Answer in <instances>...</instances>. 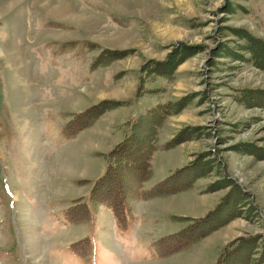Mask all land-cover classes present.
Masks as SVG:
<instances>
[{"label":"rangeland","instance_id":"1","mask_svg":"<svg viewBox=\"0 0 264 264\" xmlns=\"http://www.w3.org/2000/svg\"><path fill=\"white\" fill-rule=\"evenodd\" d=\"M37 1L0 0V264H75L66 260L65 244L83 237L77 238L78 230L87 219L68 221L62 209L86 193L93 180L78 184L77 179L86 178V170L98 164L96 155L104 157L121 140L129 121L152 105L150 100L186 94L190 101L169 114L158 132L162 140L181 127H193L188 138L172 146L181 145L173 150V162L162 178L198 157L209 160L202 166L209 170L184 189L201 195L195 196L197 207L186 200L174 207L179 212L173 215L195 217L213 208L229 186L206 188L225 175L248 192L238 199L243 215H248L249 203L257 207L250 218L236 215L191 243L192 252L200 254L189 261L213 264L225 242L264 230V156L236 149L241 141L264 148V107L240 103L232 95L235 87H264V68L239 46L246 40L232 30L244 27L264 38V0H45L48 7ZM62 3L69 10L59 16L55 8ZM176 43L201 48L176 65L172 79L148 76L145 85L157 89L145 92L150 93L145 99L144 94L136 96L143 63L164 59ZM102 47L128 52L91 69ZM236 50L247 58L233 54ZM102 98L131 103L100 114L107 112L98 129L90 125L65 139L61 128L70 112ZM114 120L117 130L110 133L107 125ZM98 148L104 151L95 153ZM174 220L175 230L167 233L191 221ZM207 238L214 240L206 245ZM199 243L204 244L201 249ZM90 253L81 257L87 260ZM190 255L180 252L148 264H183L181 259Z\"/></svg>","mask_w":264,"mask_h":264},{"label":"trees","instance_id":"2","mask_svg":"<svg viewBox=\"0 0 264 264\" xmlns=\"http://www.w3.org/2000/svg\"><path fill=\"white\" fill-rule=\"evenodd\" d=\"M233 32L246 40L239 43L243 49L252 53L257 66L264 68V38L255 35L244 27H232ZM89 46L96 43L85 41ZM175 46L167 53L162 60L148 58L140 68L139 83L136 88V96L145 92L153 91L157 87L145 85L150 75H160L172 79L174 69L186 56L193 54L200 46ZM182 48H185L184 50ZM125 48L102 47L93 58L91 69L98 67L112 60L125 55ZM242 59L246 55L240 51L232 52ZM235 100L243 104H256L264 107V87H235L232 93ZM190 101L188 94L174 100L158 101L145 108V111L133 117L129 123L130 128L124 133L121 140L104 153L105 166L103 171L91 181L87 199L77 196L71 199V203L62 209L64 219L78 221L91 217V205H104L110 208L119 229H127L134 220L132 200L147 199L154 196L167 195L172 192H179L191 186L194 178L208 172L202 166L208 164L209 160L198 157L193 162L177 168L158 182L149 187L143 183L152 174V155L157 148L156 141L162 122L172 113H177ZM131 99L102 98L92 102L84 108L70 112V117L63 124L61 131L65 139L73 137L80 129L94 123L100 114L119 105L130 104ZM193 127L189 125L181 127L170 138L162 144L163 148H170L180 141L188 138V132ZM236 149L243 152L253 153L256 157L264 156V148L255 143L248 144L246 141L239 142ZM210 168V167H209ZM87 178L77 179V183L84 182ZM229 186L227 192L215 206L202 215L185 217L184 215H170L172 219L190 218L184 227L175 232L166 233L154 239L149 247L151 258H161L172 254L175 251L187 248L191 243L199 240L206 233L218 228L228 222L234 216H245L239 206L238 199L244 191L234 178L225 175L211 182L206 190H215L219 187ZM244 197V196H243ZM244 204V203H243ZM245 205V204H244ZM253 208V209H252ZM257 208L249 203L245 208L249 213L246 218L255 214ZM87 245V248H83ZM69 249L78 255L85 256L92 247V242L87 236L71 242ZM213 264H264V230L261 232H248L239 234L233 239L224 243Z\"/></svg>","mask_w":264,"mask_h":264},{"label":"crops","instance_id":"3","mask_svg":"<svg viewBox=\"0 0 264 264\" xmlns=\"http://www.w3.org/2000/svg\"><path fill=\"white\" fill-rule=\"evenodd\" d=\"M149 95L150 93L144 94L143 99H145ZM155 101L156 100L152 99L148 104H154ZM147 102L141 103L140 105L146 106L145 103ZM106 113L100 116L91 125L93 129L99 128V122L105 116ZM117 123L118 122L114 120L107 125L109 126L108 130L110 133H113V131L117 130L116 129ZM90 127H89L90 134L92 133L96 135V133L92 131L93 129H90ZM159 133H161V127L159 129ZM172 134L173 132L166 135V137L162 140L160 139V135L158 134V139L156 142L157 148L154 150L151 160L153 172L151 177L147 181H144L143 183L144 187L151 186L153 183L161 179L162 176L168 172V171L165 172L164 170L168 169L171 166L169 164L173 162V158H172L173 150H176L181 146V145H177L172 148L162 147V142H164V140L169 138ZM119 138L116 141H118ZM102 151H104L103 148H98V150L95 151V153H99ZM96 158H98V164L95 163L86 170V171H90V173L84 174L86 178L94 179L103 171L105 166L104 157L101 155H96ZM101 159H103L104 162L103 168L100 165ZM158 159H160V161H158ZM165 166H167V168ZM80 186H83V184ZM90 186L91 183L85 189V191L88 192ZM193 192L194 191L192 189H188L165 196H156L148 199L132 200V206L135 217L132 224L125 230H121L118 228L115 217L110 208L105 206L107 209L103 211L97 210V208H95L94 211H91V217L83 221L82 222L83 224L82 223L80 224L79 227L80 230H78V232L81 233L77 237L79 238L81 236H86V235L90 237V240L93 244L89 258L87 260H84L80 255L71 252L68 249L67 246L68 243H67L65 244L66 260L71 261L73 263L75 261L76 262L75 264H148V262L158 263L163 260H166L164 259L165 257L156 258V259L150 258L148 256L149 255L148 247L150 243L158 236L165 234L168 231L175 230L173 229L174 228L173 226H175L177 222L176 220L172 219L170 215L175 212H179L178 209L174 208L176 205H186L185 204L186 200H189L187 202H191V200L194 201L196 199L195 198L196 195H198L197 197L201 196L195 193H194L195 195H193ZM86 193H83L81 195H86ZM181 200H184V203ZM194 202L192 204L193 205L195 204L194 206L197 207L199 201L197 202L194 201ZM162 203L167 204L168 208H170L171 206L172 207L171 210L162 209L161 207ZM224 230H227L226 227ZM217 233L218 235L219 233L221 235V231ZM69 240L65 241V243L68 242ZM211 241L209 240V238H207L206 245H208ZM203 245L199 243L197 246H199L201 249ZM193 246L195 247V245ZM193 246L191 245L190 247H187V249L170 254V256H175L180 252H182L183 254L185 252H188L191 255L189 257H185L187 258L186 260L181 259L182 263L187 264L186 262H188L189 264H197L195 259L194 261L196 263H194L193 261L192 262L189 261V258L191 256L193 255L197 256L200 254L198 253L199 251L197 249L194 252H192V248H194ZM200 263H201V259H199V264Z\"/></svg>","mask_w":264,"mask_h":264},{"label":"bare ground","instance_id":"4","mask_svg":"<svg viewBox=\"0 0 264 264\" xmlns=\"http://www.w3.org/2000/svg\"><path fill=\"white\" fill-rule=\"evenodd\" d=\"M37 2H40V0H38ZM41 2L45 5V7H48L49 6V3H48V1L47 2H45V0H41ZM61 6H58L57 8H55V10H56V13H57V15H59V16H61V15H64V13H66V10H65V6L63 7V3L62 4H60ZM50 9L52 10V9H54V7H50ZM67 10H69V8L67 7L66 8ZM46 10H47V8H46ZM68 14V13H67ZM73 17V16H72ZM76 18V17H75ZM60 169V168H59Z\"/></svg>","mask_w":264,"mask_h":264}]
</instances>
